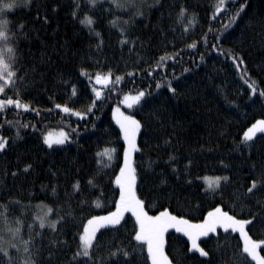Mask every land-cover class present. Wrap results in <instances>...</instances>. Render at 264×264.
<instances>
[{"label":"trees","instance_id":"trees-1","mask_svg":"<svg viewBox=\"0 0 264 264\" xmlns=\"http://www.w3.org/2000/svg\"><path fill=\"white\" fill-rule=\"evenodd\" d=\"M101 2L95 10L82 3L75 18L74 0H32L29 8L4 16L13 28L25 25L16 42L24 76L21 94L5 95L29 105L28 112L9 109L0 115V135L9 142L0 152V205H8L9 221H21L25 239L29 225L40 233L35 245L41 264H76L73 255L87 219L114 210L119 196L111 181L122 164V134L112 119V109L120 106L142 125L134 166L137 195L150 215L168 209L201 222L214 206H221L237 218L255 216L247 230L253 239H264V189L247 193L252 180L264 174V133L247 144L243 140L247 129L264 118V97L259 96L264 90V0H140L144 14L134 19L115 8L109 14L111 0ZM241 5L246 7L232 22ZM181 6L186 9L183 20L178 19ZM86 16L94 21L91 27L81 23ZM193 16L195 23L189 26ZM124 21L129 23L121 34ZM194 42L197 47L190 48ZM82 70L88 75H81ZM109 70L113 78L124 77L111 93L95 84V75ZM245 80L256 82V95ZM169 81L175 94L167 89ZM93 87L103 93L94 105ZM140 90L150 95L139 105L127 109L121 104L124 94ZM57 103L85 119L64 114L55 108ZM5 119L30 126L21 128L16 139L17 129ZM60 131L72 133L69 143L51 149L43 144L44 135L56 139ZM106 149H115L111 161ZM27 165L31 167L24 172ZM205 176H227L230 182L221 181L223 191L212 192L202 180ZM93 177L95 188L87 183ZM77 181L80 193L73 187ZM81 201L88 202L87 211L80 210ZM45 205L54 210L49 220L57 219V212L67 217L58 232L47 225L39 228L38 212H47ZM134 228L128 213L119 232L102 229L103 235H97L105 247L97 257L110 264L109 251L130 248ZM210 236L202 238L206 243L201 245L210 255L199 257L187 253L186 237L170 230L166 253L173 264H243L238 233L218 229ZM113 239L115 246L109 247ZM15 255L23 259L22 253ZM137 264H145L144 257H138Z\"/></svg>","mask_w":264,"mask_h":264},{"label":"snow or ice","instance_id":"snow-or-ice-1","mask_svg":"<svg viewBox=\"0 0 264 264\" xmlns=\"http://www.w3.org/2000/svg\"><path fill=\"white\" fill-rule=\"evenodd\" d=\"M31 3L32 0H0V115L6 116L9 109H23L24 112L29 111V105L22 103L21 99H13L5 95L6 92H13L17 97L21 94V81L24 80V76L20 75V69L18 67L19 58L17 53L19 49L16 42L20 35L23 34L25 25L20 23L17 27L13 28L11 26L13 22L5 19L4 16L19 8H29ZM82 3L85 7L90 6V10L102 7L101 0H74V11L72 12L74 18L77 16V10L81 8ZM221 3H223V0H221ZM143 7L144 5L140 0H111L108 12L111 14L113 8L119 9L122 14L130 15V18L134 19L136 16H143ZM245 7L246 5H241L236 11L232 22H234L235 18L239 17V13ZM185 12L186 9L181 6L178 19L183 20ZM45 22H47L46 18ZM81 23H86L88 27H91L94 21L86 16L85 20L81 21ZM111 23L113 27L118 26L117 21H112ZM128 23L129 21L121 22V34H124L125 31L123 25ZM188 23L189 26L193 25L195 23V17L193 16ZM96 35L99 36V33H96ZM121 43H127V41L122 40ZM189 47L194 49L197 47V43L194 42ZM212 47L215 48L216 45H212ZM236 59L233 56L234 62ZM163 60L164 58L162 57L161 61ZM240 62L242 63L243 61L241 60ZM81 75H88V73L82 70ZM128 75L134 76L135 74L129 73ZM123 80L124 77L119 75L113 78L111 70L105 75L99 73L95 75V84L101 85L109 93L115 90L116 86L120 85ZM245 83L251 89V94L256 95V82L252 81L249 83L245 80ZM161 87V83L156 84L157 89ZM167 89L172 94L176 93V88L172 86L170 81L167 82ZM92 92L95 95L94 105L95 101L101 99L103 93L95 87L92 88ZM75 94V89H73L72 95L75 96ZM147 95H150V93H146L143 90L138 91L135 95L124 94L121 104L126 106L127 109H133ZM259 96L264 97V90L259 92ZM55 108L68 116H75L80 120L85 119L84 114L79 111H74L67 105L62 106L57 103L55 104ZM88 111L91 112L92 108L89 107ZM37 115H39V112H37ZM112 119L118 126L123 139L122 164L119 166V172L114 176V181H111L114 183L115 188L118 189L119 196L118 199L113 201L114 210L109 209L106 214L91 215L87 219V225L83 227V233L79 235L77 251L73 255L76 264H105L104 259L98 258L96 255L98 251L105 247L97 234L101 233L102 229L119 232V228L125 220V215L128 213L131 214V217H134L135 221L134 235H132L129 241L130 248L116 246L115 251H109L108 259L110 264H137L138 257H144L145 264H148V262L150 264H173V260L166 253V234L169 233L170 229L186 237L185 244L187 253L199 254V257H208L210 255L209 251H206L205 247L201 246L206 243L202 238H211L210 234H216L218 229H222L225 234L229 232L238 233L240 240H242L240 259L243 264H250L248 258L254 261L255 264H264V256L260 254V251L264 250V239H253L249 235V230H246L247 226H254L253 221L256 219L255 216L250 219L237 218L235 214H230L221 206H214L212 210L207 212V215L203 217L202 221L197 223L182 216L174 215L168 209L160 211L156 215H150L146 210L145 202L137 195V173L132 163L133 154L138 151L137 135L142 127L141 122L134 115L125 114L120 106L112 109ZM5 124L17 129L16 139L21 138L19 131L21 128L30 126L29 124L21 123L19 120L9 121L5 119ZM0 127H3V125H0ZM75 132L76 129H72V133ZM72 133L60 131L56 139H53L52 134L48 133L43 136V144L47 145L50 149L54 145H65L70 142ZM257 133H264V119L257 120L248 128L243 136L244 142L246 144L252 142ZM8 143V139L0 135V152L5 150ZM114 151L115 149L111 151L105 150L104 155L109 161L113 159L111 153ZM170 159L174 160L175 157H170ZM30 167L31 165H27L23 171L27 172ZM175 171L176 169H173V172ZM12 175L15 176L16 173ZM94 180L95 177L89 179L87 182L93 188L96 187ZM221 181L225 184L230 182L227 176L217 177L213 183L208 184V189L212 192H216L218 189L223 191ZM73 187L77 193L82 191L79 181ZM260 189H264V174H262L259 181L256 179L252 180L251 185L247 188V193L254 194V190ZM18 204L19 202H16V205ZM100 206L97 203L96 207L99 208ZM87 207V201L80 202L81 211H87ZM53 211V209L49 208L43 216L37 217L40 229L45 228L47 225L53 232H58V225L63 227L68 222L67 217L60 215L58 212L56 213L57 219L49 220L48 217ZM9 215L8 205H0V264H41V261L38 259L40 252L35 245V235H40V233H36L32 225H29V238L25 239L22 235L21 221H9ZM13 223L15 227L12 226ZM133 241L135 243H132ZM112 246H115L114 239L109 244V247ZM21 253L23 255L22 260L19 256L15 255ZM201 264H211V261H201Z\"/></svg>","mask_w":264,"mask_h":264},{"label":"rangeland","instance_id":"rangeland-1","mask_svg":"<svg viewBox=\"0 0 264 264\" xmlns=\"http://www.w3.org/2000/svg\"><path fill=\"white\" fill-rule=\"evenodd\" d=\"M134 95V94H132ZM264 119V118H263ZM248 130V129H247ZM137 147H138V135H137ZM134 156H135V153L133 154V157H132V163H133V166H134ZM135 167V166H134ZM217 177H221V176H205L202 178L203 182L205 183V186H206V189H208V184L209 183H213L215 181V179ZM210 190V189H209ZM41 205H44V204H41ZM40 205V206H41ZM46 206V205H45ZM47 209H49V207L46 206ZM45 212L42 210V209H39V212H38V216H43ZM194 223H197V222H194ZM87 225V224H86ZM248 227V226H247ZM247 227H246V230H247ZM171 230V229H170ZM169 230V231H170ZM174 231V230H173ZM260 254H261V251H260ZM262 255V254H261ZM263 256V255H262Z\"/></svg>","mask_w":264,"mask_h":264}]
</instances>
